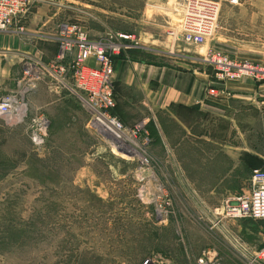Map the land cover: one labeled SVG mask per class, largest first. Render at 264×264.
<instances>
[{"label":"rangeland","instance_id":"obj_1","mask_svg":"<svg viewBox=\"0 0 264 264\" xmlns=\"http://www.w3.org/2000/svg\"><path fill=\"white\" fill-rule=\"evenodd\" d=\"M45 1L61 8L58 29L69 21L92 40L132 34L130 53L143 61L207 71L213 100L186 112L189 130L168 115L162 125L154 117L127 125L136 126L139 142L149 136L147 146L94 126L83 94L65 86L43 143L28 120L0 118V264H146L157 256L184 263L202 254L210 207L234 205L253 170H264V0H215L218 26L204 45L174 35L184 0ZM217 54L259 70L220 81ZM213 87L230 95L212 96ZM218 157L232 163L217 164ZM227 186L237 193L208 194Z\"/></svg>","mask_w":264,"mask_h":264},{"label":"crops","instance_id":"obj_2","mask_svg":"<svg viewBox=\"0 0 264 264\" xmlns=\"http://www.w3.org/2000/svg\"><path fill=\"white\" fill-rule=\"evenodd\" d=\"M57 5L47 1L35 2L24 32L15 29L0 31V96L23 88L26 62L40 60L49 63L56 58L57 25L64 16ZM130 51L133 50L123 52L114 60L117 101L114 111L126 125H133L140 120L146 123L152 117L162 125V115H168L180 129L187 130L191 125L186 112L210 108L209 103L213 98L209 97L208 88L212 79L207 71H198L195 66L186 70L179 66L146 62ZM190 62H193V58H190ZM63 87L51 77L33 84L25 94L30 113L46 112L44 114L50 116L52 104L62 101L66 96ZM229 159L218 157L214 161L220 164ZM233 172L231 169L226 177L234 176L231 174ZM233 190L235 193L238 191L231 186L223 191L215 187L208 194L211 197H229ZM194 192L196 195L201 194L199 189H194ZM225 210L224 205L210 207L208 218L211 226L205 238L209 248L206 247L202 254L188 258L184 263L173 257L174 264H197L204 252L209 254L211 264H246L247 256L262 245V221L248 216L226 217Z\"/></svg>","mask_w":264,"mask_h":264},{"label":"built area","instance_id":"obj_3","mask_svg":"<svg viewBox=\"0 0 264 264\" xmlns=\"http://www.w3.org/2000/svg\"><path fill=\"white\" fill-rule=\"evenodd\" d=\"M45 0H0V31L15 29L24 32L35 2ZM221 6L215 0H184L180 30L174 35L195 45H204L217 30ZM132 34L120 33L105 40H92L86 28L80 24L65 21L57 33L58 53L54 60L44 63L30 60L25 63L21 90L0 96V118L9 125L29 121L33 139L43 143L47 136L50 121L42 112L30 113L25 94L30 87L44 78L51 77L73 92L85 97L92 113V124L110 132L125 143L136 146L151 143L145 135L139 142L136 127L129 128L115 114L117 106L115 95L114 60L123 52L135 47ZM216 78L220 81L240 78L245 72L254 73L258 68L241 66L223 57L214 55ZM252 71V72H251ZM264 73V69L261 70ZM209 89L215 97H228L229 90ZM234 205L226 210L233 216H248L255 220H264V170H253L252 184L248 192L238 196ZM209 254L204 252L197 264H211ZM146 264H174L171 258L154 257ZM246 264H264V238L262 245L246 258Z\"/></svg>","mask_w":264,"mask_h":264},{"label":"trees","instance_id":"obj_4","mask_svg":"<svg viewBox=\"0 0 264 264\" xmlns=\"http://www.w3.org/2000/svg\"><path fill=\"white\" fill-rule=\"evenodd\" d=\"M260 221H264V220H260Z\"/></svg>","mask_w":264,"mask_h":264},{"label":"bare ground","instance_id":"obj_5","mask_svg":"<svg viewBox=\"0 0 264 264\" xmlns=\"http://www.w3.org/2000/svg\"><path fill=\"white\" fill-rule=\"evenodd\" d=\"M121 140H123V139H121Z\"/></svg>","mask_w":264,"mask_h":264}]
</instances>
